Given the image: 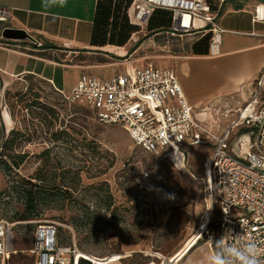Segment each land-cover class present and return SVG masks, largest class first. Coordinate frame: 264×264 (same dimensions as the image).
I'll list each match as a JSON object with an SVG mask.
<instances>
[{"label": "rangeland", "instance_id": "obj_1", "mask_svg": "<svg viewBox=\"0 0 264 264\" xmlns=\"http://www.w3.org/2000/svg\"><path fill=\"white\" fill-rule=\"evenodd\" d=\"M121 2L124 8L128 5L130 23V2ZM254 5L255 1L227 2L221 26L264 32V24L251 23ZM227 7L242 11H226ZM133 26L138 30L124 45L128 53L119 58L124 60L144 43L131 57L142 63L140 67H159V62L167 60L174 63L182 56L179 48L191 43L186 38L152 34L170 27L167 14L161 10L154 11L149 25ZM149 35L154 36L156 45L153 38L144 42ZM148 43L149 48L145 46ZM168 68L174 70V65ZM39 103L54 109L57 117L44 112ZM206 106V110L196 107L194 115L213 133L236 117L235 110L224 118L223 112L211 104ZM202 112L206 116L201 119ZM10 131L14 135L9 136ZM245 132L239 129L230 142V150L238 156L248 152L245 146L239 148ZM5 140L13 141V145H6V152L2 147ZM213 150L212 140L204 137L202 143L186 148L184 164L175 155L171 159L147 154L132 145L120 127L103 125L89 109L66 103L49 83L29 76L6 85L0 75V152L25 157L18 170L5 173L0 169V220L15 225L13 245L19 251L9 264L33 263L27 251L39 222L56 223L60 244L75 243L90 264L179 263L198 241L207 242L206 237L200 240L198 230L201 216L209 213L207 175ZM20 179L30 181L40 192L37 215L29 220H21L26 186ZM219 218L216 207L208 236H212L217 257Z\"/></svg>", "mask_w": 264, "mask_h": 264}, {"label": "built area", "instance_id": "obj_2", "mask_svg": "<svg viewBox=\"0 0 264 264\" xmlns=\"http://www.w3.org/2000/svg\"><path fill=\"white\" fill-rule=\"evenodd\" d=\"M228 1H255L251 22L264 24V0H130L129 19L132 25L144 27L154 11H166L171 16L170 27L160 34L189 41L208 36L209 55L218 57L226 32L220 24L221 12ZM5 21L0 10V23ZM58 92L69 105L92 111L101 124L120 127L132 145L147 154L171 159L177 155L185 161V143L199 144L204 137L210 138L214 152L207 175L209 213L200 218V240L206 237L212 246L208 233L217 207L218 254L229 264V246L240 243L233 241L234 235L245 231L264 241V74L257 80L250 101L237 110L236 119L220 134L211 132L204 121L196 119L175 71L170 68L134 67L106 80L83 75L69 95ZM243 128L249 138L244 142L241 136L239 148L246 146L248 152L238 156L230 150V142ZM14 226L0 220L1 264H9L11 257L19 254L13 245ZM78 251L75 243L60 244L56 223L39 222L27 253L33 258L32 264H80L83 258L77 255Z\"/></svg>", "mask_w": 264, "mask_h": 264}, {"label": "crops", "instance_id": "obj_3", "mask_svg": "<svg viewBox=\"0 0 264 264\" xmlns=\"http://www.w3.org/2000/svg\"><path fill=\"white\" fill-rule=\"evenodd\" d=\"M97 1L0 0V10L6 18L4 23H0V75L5 84L31 75L54 86L64 95H69L83 75L106 80L129 68L142 66V63L131 60V57L144 47V43L124 60L119 56L128 53L125 46L91 45ZM226 11L242 10L227 7ZM5 28L23 30L28 37L22 40L4 39L2 31ZM222 28L226 32L220 56L209 55L207 36V42L201 39L181 46L178 55L182 56H178L174 63L161 61L156 68L174 65V71L193 109L205 105L201 110H206V105L211 104L214 110L223 112L224 118H228L232 110L236 114L250 101L257 80L264 74V37L261 36L264 32ZM159 34L153 35L156 37ZM154 36L144 42H151ZM152 42L156 45L154 38ZM145 46L149 48L151 43ZM164 48L169 49L166 45ZM133 62L138 65L132 66ZM146 66L149 65H143ZM205 116L202 112L201 119ZM236 117L230 118L229 123ZM225 127L215 134H220ZM248 135V132L242 134L244 142L249 138ZM190 145L187 142L183 147L185 160L186 148ZM176 158L181 161L177 155ZM181 162L184 164L185 161ZM213 256L215 254L210 243L198 241L185 258L176 264H211Z\"/></svg>", "mask_w": 264, "mask_h": 264}, {"label": "trees", "instance_id": "obj_4", "mask_svg": "<svg viewBox=\"0 0 264 264\" xmlns=\"http://www.w3.org/2000/svg\"><path fill=\"white\" fill-rule=\"evenodd\" d=\"M121 1L122 0L97 1V7H96L95 18L93 21L92 35H91V45L93 46L113 45V46L122 47L127 43L131 34L138 30L136 27H134L129 23L126 15V8L128 7V5L124 8L122 6ZM128 1L130 2V0ZM162 12L166 13L169 20L171 21L170 13L166 11H162ZM161 31L155 30L152 34ZM202 40L203 42H207L208 38L205 37ZM29 76L31 75L25 77H29ZM54 91L60 94L55 89ZM39 104H40V108L43 109L44 112L45 111L50 112L54 115V117H57V113L55 112L54 109H49L47 105H43L41 103ZM12 135H14V131H10L9 136ZM2 145L5 151L6 145H13V141L5 140L2 143ZM24 158H25L24 155L21 154L7 156L5 155V153L0 152V169L5 173L13 172L12 171L13 169L18 170L19 167L22 165ZM20 180H21L20 184L26 186V188L22 190V197L24 198V214L21 216V220H29L31 217L37 215V210L39 207L38 199L40 192H38L36 185H33L30 181H23V179ZM80 264H90V263L89 261L84 260L83 258Z\"/></svg>", "mask_w": 264, "mask_h": 264}, {"label": "clouds", "instance_id": "obj_5", "mask_svg": "<svg viewBox=\"0 0 264 264\" xmlns=\"http://www.w3.org/2000/svg\"><path fill=\"white\" fill-rule=\"evenodd\" d=\"M237 240L240 243L236 244L235 247L229 246L228 248L231 264H264V241L256 240L245 231L243 234L233 236V241ZM211 264H229V261L224 259L222 255L213 256Z\"/></svg>", "mask_w": 264, "mask_h": 264}, {"label": "water", "instance_id": "obj_6", "mask_svg": "<svg viewBox=\"0 0 264 264\" xmlns=\"http://www.w3.org/2000/svg\"><path fill=\"white\" fill-rule=\"evenodd\" d=\"M2 37L4 39L22 40V39H26L28 37V35L23 30L5 28L2 31ZM169 263H167V264H169Z\"/></svg>", "mask_w": 264, "mask_h": 264}, {"label": "bare ground", "instance_id": "obj_7", "mask_svg": "<svg viewBox=\"0 0 264 264\" xmlns=\"http://www.w3.org/2000/svg\"><path fill=\"white\" fill-rule=\"evenodd\" d=\"M203 114H205V113H203ZM211 118V117H210ZM77 255L81 258L84 254H83V252L81 251V250H79L78 252H77Z\"/></svg>", "mask_w": 264, "mask_h": 264}]
</instances>
